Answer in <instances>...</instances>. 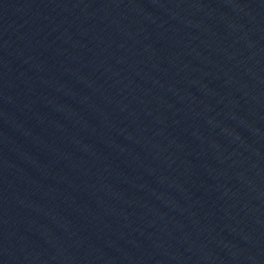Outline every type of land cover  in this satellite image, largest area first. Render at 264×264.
Wrapping results in <instances>:
<instances>
[{"label":"water","instance_id":"95a60500","mask_svg":"<svg viewBox=\"0 0 264 264\" xmlns=\"http://www.w3.org/2000/svg\"><path fill=\"white\" fill-rule=\"evenodd\" d=\"M0 264H264V0H0Z\"/></svg>","mask_w":264,"mask_h":264}]
</instances>
